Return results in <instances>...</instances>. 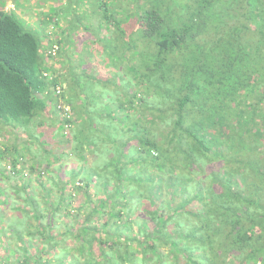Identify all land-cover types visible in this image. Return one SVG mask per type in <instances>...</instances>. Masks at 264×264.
Returning <instances> with one entry per match:
<instances>
[{
    "label": "trees",
    "instance_id": "1",
    "mask_svg": "<svg viewBox=\"0 0 264 264\" xmlns=\"http://www.w3.org/2000/svg\"><path fill=\"white\" fill-rule=\"evenodd\" d=\"M51 1L34 27L0 6V180L30 207L11 232L21 253L1 238L0 264H264V0ZM89 55L129 76L109 68L130 147L95 143L90 119L70 136L78 95L95 102L117 81L92 75ZM49 128L66 146L43 164L32 145ZM68 148L92 164L116 148L112 183L51 170Z\"/></svg>",
    "mask_w": 264,
    "mask_h": 264
},
{
    "label": "rangeland",
    "instance_id": "2",
    "mask_svg": "<svg viewBox=\"0 0 264 264\" xmlns=\"http://www.w3.org/2000/svg\"><path fill=\"white\" fill-rule=\"evenodd\" d=\"M50 1L51 0H4V1L1 0L0 6H1V2H4L3 3L4 4L3 5L4 10L12 11L23 23L29 24V25L32 24L31 27H34L35 23L42 18V14L39 15L38 13H41L42 11L47 10L49 7H51L53 4H55L53 1H51V2ZM61 23L63 24L65 22H61ZM79 31L81 32L80 29H79ZM102 31H104L103 33L105 34V30H102ZM87 55H88V53L85 54V56H87ZM87 58H90V60L85 61V63L89 62V64H85L86 67H89L92 63L98 61V59L93 55H89ZM102 58H104V56H102L101 59ZM113 61H115V60L113 59ZM107 65L109 67L104 69V66H100L97 63H95L94 66L92 67V69L95 72L92 75L99 76L100 74L102 75V72L104 71L103 75L109 76V77H106L107 79H109V82H112V80H117L118 75H114V74H111L109 72V68L111 67L110 68L111 71L113 70V72L115 71V72L119 73L120 75L124 72V74L121 76L123 80L128 79L129 76L127 75L128 77H126L127 72L125 71L123 63L121 64V66H120V64H118V62H115L113 64H107ZM95 66H97V67H95ZM136 70H137V67H136ZM117 81L115 82L114 86L111 84L110 85L107 84L105 86V88H107V90H108L107 91L108 94L106 93L107 94L106 97L110 98L109 99L110 103L107 105V107L104 106V102L102 103V99H100L98 102H96V101L90 102L91 99L90 98L87 99V97H86L87 95H84L85 100H87L86 101L87 106L84 104L85 101L83 99H80L79 97H77V100L74 101V107L76 108V110H78L80 112L81 118H85V116L87 117V119H84L83 121H87L88 119H90V121L93 122V129H95V130H93V139L95 140V143H96L97 138H99L101 140L104 138V135H106L104 133H107V139L114 137L117 140V146H119L120 142H123V143L127 144V147H130L131 145H133V143L136 144V142H134V141H132V143L127 141V139L133 133L132 132H125V133L121 132L120 133V131H119L121 128L120 125L117 123H112L113 122V120H112L113 112H114V110H116V107L118 104L117 98H118V96H119V98L121 96H125V95H123L124 92L118 93L117 96L113 94V91H114V88H116V85H118V83H121L120 80L118 82ZM89 82H92V81L89 80ZM92 83L94 85H97V83H95L94 81ZM94 89H95L94 91L103 90V87L97 85L94 87ZM66 99H71V97L68 96ZM124 100H127V97ZM83 104H84V106H83ZM103 106L105 107L106 112L108 113V118L105 116H104L105 118H103V119L99 118V116H98V118L95 117V115L100 111V109ZM85 108H86L87 112L84 111ZM80 109H81V111H80ZM103 112H104V110H103ZM73 113L75 114L74 111H73ZM119 113H120V115L123 114L122 112H119ZM131 116L135 117V118L137 116L140 117L139 114H132ZM113 125L118 129L117 132L113 131V128H112ZM83 126L87 127V122L84 123ZM54 128H56V126ZM77 129H78L77 126H75L73 128L74 131H76ZM79 131L81 132V134L84 133L81 130H79ZM153 131H154V135L157 136L158 132H161L162 130L159 127H153ZM50 133L52 134V128H49V130L46 133V136L45 135L43 136V139L45 140L46 143H48V146L44 145L45 147L44 146L40 147L41 149L39 148V150H38L39 146L32 145L35 148V149L33 148V152L35 153V159L37 161H42L43 164L45 162L44 161L45 159L51 158V156H52V154L48 155L46 152H43V149L50 150V149L54 148V150H55L54 152H56L58 150H59L58 152H61L60 149H63L66 146V144L63 143L64 140H62L59 136L57 138L55 137V140H59V142H57V141L50 142L51 140H50L49 135H48ZM15 135H20V134H19V132H18V134H17V132H15ZM4 136L7 137V139H8V138H12L13 134H10L9 132L4 131ZM70 136H74L73 132L71 133ZM103 145L98 143L95 146L97 153H99V156L102 155V152L104 153L103 150L105 149V146H108V147L110 146V141L109 140L104 141ZM36 146H37V148H36ZM127 151H128V149H127ZM127 151H126V149H124L125 153H127ZM116 152H117L116 148L112 149L111 151L109 150V152H106L107 157H106L105 161H103V158H98L97 159L98 162L95 164H92V161L95 160L94 153L91 154V152L88 153V151H84L82 149L81 150L82 159H81V158L77 157L74 153H71V151L68 148L67 151L63 153L64 155L62 157L63 158V161L61 162L62 164H59L60 161L53 162L50 166V169L54 170L58 166L61 165L63 167L62 173H61V176L63 179L67 178L69 176L68 174L72 175L73 173L79 172V175L74 177V183L75 184L79 183L80 179H84L85 177H90V178L96 179V184H97L96 187H99L100 186L99 183H101L102 181L110 180L111 183L113 181V178H114L113 172H114L115 163H114V161H112V158L115 157ZM129 153H130V151H129ZM30 155L31 154L27 152V155L25 156V158L28 159V157ZM58 160H60L59 157H58ZM123 160H125V159H123ZM0 167H2V165ZM92 167H96V168H92ZM44 177H45V175H44ZM97 181L99 183H97ZM0 186L6 187L7 184L4 181L0 180ZM31 186L35 187L36 189L38 188L36 186V184L34 183V181H31ZM99 189H100V187H99ZM55 192L56 191H54L53 193H55ZM34 199H35V202L37 204L42 203L41 195L37 194V190H34ZM83 200H84V198H83L82 194L76 193V195L73 196V200H72L73 202H71L70 207L75 208V207L79 206L80 204H82ZM13 203L14 204L20 203L18 196H13ZM23 205L26 206V204H23ZM27 209H29V206L27 207ZM30 221L29 222L32 223V220H30ZM68 241L70 242L71 238ZM30 252H34V249L31 248Z\"/></svg>",
    "mask_w": 264,
    "mask_h": 264
},
{
    "label": "crops",
    "instance_id": "3",
    "mask_svg": "<svg viewBox=\"0 0 264 264\" xmlns=\"http://www.w3.org/2000/svg\"><path fill=\"white\" fill-rule=\"evenodd\" d=\"M94 64H95V62H94ZM74 94L72 93V96H73ZM78 97L80 98V99H83L84 101H85V105L87 106V103H86V101L87 100H85V97H84V95H78ZM87 97V96H86ZM72 98V97H71ZM87 99H88V97H87ZM100 99H102V103L104 102V106L105 105H107V102H108V100L110 99V98H108V97H106V96H104V97H101V98H99V99H97V101L96 102H98ZM75 100H77V98L75 99ZM89 102V101H88ZM90 102H92V100L90 101ZM84 104H83V106H84ZM102 107L101 109H100V111L95 115V117H97L98 118V115L99 114H101L102 112H103V110H104V108L105 107ZM77 107V106H76ZM80 111H81V109H80ZM85 112H87V110L85 109L84 110ZM84 113V112H83ZM39 118H40V120H43L44 118H45V115L44 114H40V116H39ZM99 118H101L100 116H99ZM84 119H87V117L85 116V118H81V114H80V112H79V114H78V118H77V122H75L76 124H74V127L75 126H77V130L76 131H73V135H75V132H77V133H81L79 130H81L82 132H86V127H84L83 125H84V123H85V121H83ZM110 121V120H109ZM38 123H40V122H38ZM105 125V124H104ZM80 127V128H79ZM5 132H9L10 133V131L9 130H4ZM17 132V134H18V132L19 131H16ZM10 134H13V136H12V138H10V139H13V138H15V139H17L18 137H21L22 138V135H21V132H19V134L20 135H15V132L14 133H10ZM73 137V136H72ZM22 140V139H21ZM20 139L19 140H16V144H17V146L16 147H23V145H24V142H22ZM10 141V140H9ZM9 143V142H8ZM2 189V190H1ZM0 192H1V194L0 195H2V194H7L8 195V203L7 204H2V203H0V239L1 238H3V237H7V239L11 242V243H15V248L17 247L18 248V252H20L21 253V249H22V247H21V244L20 243H17V241H15L13 238H12V236H11V232H13V230H15V229H17V225L19 224V222H20V216H21V213L19 212V209H18V207L19 208H21V209H24V210H28L27 209V207H28V205H23V203H13V196H18L16 193H17V191L16 190H13L12 192L11 191H8V190H6L5 189V187L4 186H0ZM16 192V193H15ZM19 192V191H18ZM0 200L1 201H3V198L1 197L0 198ZM30 208V207H29ZM23 240H26V238H24L23 237ZM17 243V244H16ZM20 245V246H19Z\"/></svg>",
    "mask_w": 264,
    "mask_h": 264
}]
</instances>
